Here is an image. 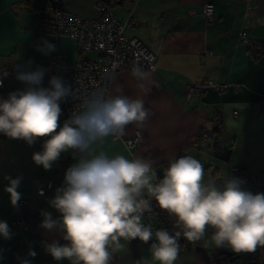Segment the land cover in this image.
I'll use <instances>...</instances> for the list:
<instances>
[{
    "label": "crops",
    "instance_id": "crops-1",
    "mask_svg": "<svg viewBox=\"0 0 264 264\" xmlns=\"http://www.w3.org/2000/svg\"><path fill=\"white\" fill-rule=\"evenodd\" d=\"M206 3L214 6L215 19L210 23L202 17ZM60 6L63 12L77 17H99L94 0H60ZM33 9L44 11L45 18L37 21L32 15ZM113 13L122 21L131 14L136 17L137 26L127 28L125 35L139 40L156 56L157 69L144 82L151 89L148 95L139 90L138 81L130 73L120 72L115 76L109 94L115 95L122 88L125 95L139 96L152 115L145 127L128 125L124 137L115 141L106 138L102 147L112 154L154 160L161 179L169 161L183 153L204 165L205 182L214 177L219 183L227 176L230 166L239 167L237 177L245 182L242 187L254 194L264 193V52L256 59L250 52L253 44L264 43V0H122L113 8ZM52 18L53 11L50 13L47 0H0V68H14L12 77L6 80V88L12 92L25 88L16 79L17 70L46 68L54 52L62 53L71 63L80 58L74 40L47 31ZM240 32L247 34L248 44L238 41ZM47 44L54 45L55 49L48 51ZM207 52L211 54L201 58ZM85 57L97 59L94 53H87ZM49 78L45 74V86ZM205 78L220 84L239 83L241 88L208 91L189 101L187 85ZM7 96L0 90V98ZM64 122L59 118L61 127ZM137 135L140 143L129 150L125 141ZM201 135L208 136L209 141L205 143L211 145L209 149L200 150ZM49 138H38L29 146L23 140L0 134V221H6L11 231L10 239L0 237L3 246L0 264H17L24 259L31 264L48 261L70 264L67 259L55 261L45 251V244L53 240L61 245L68 242L59 231H47L40 226L42 212L51 213L53 219L61 214L50 207L49 193L39 197L38 191L49 182H64L66 170L77 161L70 151L63 153L49 171L35 165L33 153L42 151L44 141ZM217 138H220L218 149L214 150ZM226 149H230L229 163L221 160ZM5 176L23 177L17 189L21 198L28 197L23 210L11 205L10 195L4 191L8 184ZM252 177H256L254 182ZM22 216L29 224V233L26 245L17 255L21 230L14 223ZM143 222L151 224L153 231L159 229L152 216L145 214ZM212 231L209 228L205 238L191 250L180 249L175 264H243L240 259L231 261L224 254L243 252L205 246ZM153 242L156 241L150 240L147 244L139 239L130 241L126 251L114 254L111 264H136L141 257L150 255L148 249ZM30 250L35 251V257L28 256ZM259 264H264V247H259Z\"/></svg>",
    "mask_w": 264,
    "mask_h": 264
},
{
    "label": "clouds",
    "instance_id": "clouds-1",
    "mask_svg": "<svg viewBox=\"0 0 264 264\" xmlns=\"http://www.w3.org/2000/svg\"><path fill=\"white\" fill-rule=\"evenodd\" d=\"M48 51L55 46L47 44ZM31 63V62H30ZM47 69L16 71V79L25 88L0 98V134L23 140L29 146L38 138L50 137L32 161L45 171L52 169L63 153L72 152L76 163L64 175V186L56 189L50 207L61 215L53 219L42 212L41 227L57 230L68 243L57 240L45 244V251L55 261L67 259L70 264H111L114 254L126 251L130 241L147 244L155 240L148 257L136 264H175L179 257V240L189 242L205 238L213 229L205 246L228 247L233 252L252 253L264 247V193L244 189L245 183L235 176L205 182L204 165L190 155L173 157L158 178L155 161L150 158L112 154L102 147L106 138L119 140L128 125L143 128L152 113L141 97H130L122 88L108 94L98 88L84 97L70 118L61 127V102L76 98L74 88L62 76L53 75L44 85ZM151 69L139 64L131 68L139 90L148 95L151 89L144 82L151 78ZM3 80L0 78V86ZM59 128V131L57 129ZM4 191L15 208L21 199L17 190L23 177L5 176ZM42 194V193H41ZM153 201L174 217V233L165 228L153 231L145 224L146 213H152ZM0 237L11 238L6 221H0ZM35 251L28 256L35 257ZM21 264H31L24 259Z\"/></svg>",
    "mask_w": 264,
    "mask_h": 264
},
{
    "label": "built area",
    "instance_id": "built-area-1",
    "mask_svg": "<svg viewBox=\"0 0 264 264\" xmlns=\"http://www.w3.org/2000/svg\"><path fill=\"white\" fill-rule=\"evenodd\" d=\"M99 15L97 19H85L70 15L58 9L60 0H47L49 8L53 9V18L48 24L47 31L55 36H63L76 42L80 54L78 61L71 63L62 53L54 52L49 58L46 74L62 76L70 84L76 93V98H67L61 102L62 114L60 119L66 121L72 112L79 107L81 100L98 88H103L109 94L110 86L115 76L120 72L131 74V68L139 64L145 70L151 69V74L157 69L156 56L139 40L128 39L125 31L129 27L137 26V19L132 14L125 20L118 19L113 13V8L121 0H94ZM58 7V8H57ZM32 15L37 21L45 18V12L33 9ZM202 17L208 23L215 19L214 6L206 3L203 7ZM240 43L248 44L249 37L245 32L238 36ZM87 53H94L97 59L91 60L85 57ZM210 52L201 55L205 58ZM14 68L4 66L0 68V78L3 83L0 90L7 94L12 92L6 88V80L11 78ZM240 90L239 83L220 84L212 78H205L199 82H192L186 87V98L191 101L196 95H202L208 91L223 92L229 89ZM140 143V136L126 140L125 145L129 150L134 149ZM240 174L239 167L230 166L229 176L237 177ZM253 182L256 177H252ZM64 182H49L46 188L38 191L39 197L46 195L54 198L56 189L63 187ZM42 193V194H41ZM28 202V197H22L18 202L19 210H23ZM21 230L15 253L18 255L27 243L29 224L25 217H21L14 223ZM152 244V243H151ZM3 246L0 244V252ZM20 260L17 264H21ZM46 264H50L48 261Z\"/></svg>",
    "mask_w": 264,
    "mask_h": 264
},
{
    "label": "trees",
    "instance_id": "trees-1",
    "mask_svg": "<svg viewBox=\"0 0 264 264\" xmlns=\"http://www.w3.org/2000/svg\"><path fill=\"white\" fill-rule=\"evenodd\" d=\"M58 9L61 10V6H59ZM49 11L51 13L53 11V9L49 8ZM250 52H251L252 57L254 59H256L260 54H262L264 52V43H260L257 45L253 44L250 48ZM217 130H218V127H217V129H215V132H217ZM219 139L220 138H217L215 140V143L213 144L214 150L218 149ZM199 141H200V145H201L200 150H206L205 149L206 147L209 149V147L211 146V145L209 146L205 143V141H209L207 135H204V136L201 135V137H199ZM184 155L185 154L183 153V154L179 155L177 158H179L180 156H184ZM230 156H231L230 149H226L223 153L221 160H223L226 163H229L230 162ZM168 166L169 165H167L165 168H167ZM146 215L152 216L156 219L159 229L165 228L172 233H174L176 230H178L174 227L175 218L170 217L167 212L161 210L158 207V205H156V203H153L152 213H150V214L146 213ZM195 243L189 242V241L185 240L183 237H181L179 240L180 249L186 250V251L191 250L192 247L195 245ZM219 254H223V253L220 252ZM224 254H227L229 259H233L234 257L239 256V259L242 261L243 264H259V247L257 248V250L255 252H252V253L243 252L239 255H234L231 253H224Z\"/></svg>",
    "mask_w": 264,
    "mask_h": 264
},
{
    "label": "water",
    "instance_id": "water-1",
    "mask_svg": "<svg viewBox=\"0 0 264 264\" xmlns=\"http://www.w3.org/2000/svg\"><path fill=\"white\" fill-rule=\"evenodd\" d=\"M237 259H239V256L234 257L233 259H231V261H235Z\"/></svg>",
    "mask_w": 264,
    "mask_h": 264
},
{
    "label": "rangeland",
    "instance_id": "rangeland-1",
    "mask_svg": "<svg viewBox=\"0 0 264 264\" xmlns=\"http://www.w3.org/2000/svg\"><path fill=\"white\" fill-rule=\"evenodd\" d=\"M224 146H226V145H224ZM222 150H224V149H222Z\"/></svg>",
    "mask_w": 264,
    "mask_h": 264
}]
</instances>
